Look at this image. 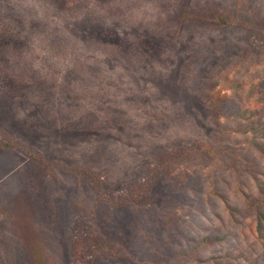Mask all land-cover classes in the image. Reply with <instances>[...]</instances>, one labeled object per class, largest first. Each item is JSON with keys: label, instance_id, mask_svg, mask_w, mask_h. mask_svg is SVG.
<instances>
[{"label": "rangeland", "instance_id": "obj_1", "mask_svg": "<svg viewBox=\"0 0 264 264\" xmlns=\"http://www.w3.org/2000/svg\"><path fill=\"white\" fill-rule=\"evenodd\" d=\"M1 2L0 130L20 144L0 146V264H73L79 227L98 236L96 264H264L248 210L264 185V58L244 28L183 19L264 32V0ZM210 85L226 99L216 123L201 106ZM221 145L254 160L256 176L196 151ZM178 149L191 155L156 189L169 193L160 208L111 201ZM210 235L225 238L181 254Z\"/></svg>", "mask_w": 264, "mask_h": 264}, {"label": "trees", "instance_id": "obj_2", "mask_svg": "<svg viewBox=\"0 0 264 264\" xmlns=\"http://www.w3.org/2000/svg\"><path fill=\"white\" fill-rule=\"evenodd\" d=\"M13 1V0H11ZM7 5V3H6ZM8 7V6H7ZM6 6L0 0V11L3 14ZM183 19L186 21H196L203 24H208L215 27H239L246 31V44L251 56L257 59L264 58V32L254 25H248L244 22H234L231 18H225L218 15H202L200 13H185ZM216 85H210L203 92L201 106L203 114L212 119L214 123L219 119V110L226 103V99L221 94L214 92ZM205 98L207 100H205ZM205 100V102H204ZM219 132H222L219 129ZM0 146L2 150L14 148L20 142L12 140L4 132L0 130ZM24 147V146H23ZM24 151H28L25 147ZM196 151H203L210 157H225L228 161L233 163V166L242 174L255 177L258 173V164L247 158L236 156L225 145L217 147H197ZM264 157V149L259 151ZM28 153V152H27ZM31 157L41 163H45L43 158L39 155L29 154ZM190 152L187 149H178L164 154H159L157 162L149 169V173L138 182L130 185L129 189L121 195L113 196L111 201L122 208H134L138 210H146L153 206L157 208L165 203L168 194L164 197L154 199V194L157 188L162 185H167L164 181L174 179L176 166H182L184 160L190 157ZM83 179H85L91 187L98 188L97 176L94 172L89 170H82L78 172ZM164 182V183H163ZM110 200V199H109ZM108 200V201H109ZM249 214L254 217L257 223V230L260 235L264 236V185L259 186L258 195L251 201L248 207ZM231 213H238V210H232ZM234 215V214H233ZM223 236L210 235L193 240V244L189 249L181 252L182 255L188 259L195 260L198 256L206 252L209 248L224 241ZM73 264H96V259L99 256L100 250L98 248V236L91 230L85 227H79L74 233L73 241Z\"/></svg>", "mask_w": 264, "mask_h": 264}]
</instances>
